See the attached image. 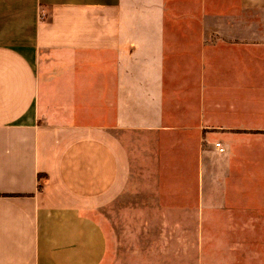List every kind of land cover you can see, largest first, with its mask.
Returning <instances> with one entry per match:
<instances>
[{"label": "crops", "instance_id": "crops-1", "mask_svg": "<svg viewBox=\"0 0 264 264\" xmlns=\"http://www.w3.org/2000/svg\"><path fill=\"white\" fill-rule=\"evenodd\" d=\"M158 135L180 152L172 168L192 155L200 217L231 195L249 208L254 179L206 165L222 168L216 141L232 164L264 159V0H0V264L103 263L94 214L127 195L125 140ZM185 182L166 207L190 216Z\"/></svg>", "mask_w": 264, "mask_h": 264}, {"label": "rangeland", "instance_id": "rangeland-1", "mask_svg": "<svg viewBox=\"0 0 264 264\" xmlns=\"http://www.w3.org/2000/svg\"><path fill=\"white\" fill-rule=\"evenodd\" d=\"M12 44L27 46L33 42ZM90 61L88 65L95 71L103 69L99 57ZM125 141L131 149L133 167L127 195L105 213L99 211L94 214V219L108 237L106 257L100 264H264L262 155H240L232 164L234 155L229 147L222 141H216L213 147L221 159L222 165L219 166L222 168L215 170L216 163L209 159L206 175L213 177L220 174L224 179L252 178L256 184L255 195L249 208L245 203L243 209L236 208L237 198L233 195L224 198L221 209L215 210L210 202L209 208L203 210L205 216L200 217L197 195L199 175L197 168L193 167L192 155L189 157L190 167L174 169L173 165L177 164L174 161L178 158L181 161L182 158L178 157L180 152L171 150L172 142L166 135L143 139L131 137ZM241 143L250 145L251 140ZM217 144H221L223 152L216 147ZM136 145L139 146L137 155ZM254 145L256 148L262 145L261 140L256 138ZM139 179L145 185L152 183V186L136 189ZM181 179L186 180V188L191 192L186 196L190 210L183 212L190 216H182V212H172L166 207L168 193L173 188L169 185L170 180ZM150 194L156 199L152 209L151 203L145 201ZM252 206L253 209L250 208Z\"/></svg>", "mask_w": 264, "mask_h": 264}, {"label": "built area", "instance_id": "built-area-1", "mask_svg": "<svg viewBox=\"0 0 264 264\" xmlns=\"http://www.w3.org/2000/svg\"><path fill=\"white\" fill-rule=\"evenodd\" d=\"M216 147H217L221 152H223V148L221 147V144H217Z\"/></svg>", "mask_w": 264, "mask_h": 264}, {"label": "trees", "instance_id": "trees-1", "mask_svg": "<svg viewBox=\"0 0 264 264\" xmlns=\"http://www.w3.org/2000/svg\"><path fill=\"white\" fill-rule=\"evenodd\" d=\"M39 189H40V190L42 189V186H41V184H40V186H39Z\"/></svg>", "mask_w": 264, "mask_h": 264}]
</instances>
